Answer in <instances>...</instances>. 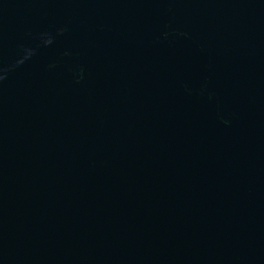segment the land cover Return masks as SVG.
Here are the masks:
<instances>
[{
    "label": "water",
    "instance_id": "obj_1",
    "mask_svg": "<svg viewBox=\"0 0 264 264\" xmlns=\"http://www.w3.org/2000/svg\"><path fill=\"white\" fill-rule=\"evenodd\" d=\"M0 264H264V0H0Z\"/></svg>",
    "mask_w": 264,
    "mask_h": 264
}]
</instances>
